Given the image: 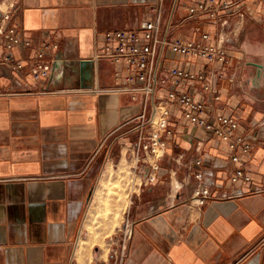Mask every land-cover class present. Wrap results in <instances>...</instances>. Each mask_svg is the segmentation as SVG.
<instances>
[{"label":"crops","instance_id":"0c3cea01","mask_svg":"<svg viewBox=\"0 0 264 264\" xmlns=\"http://www.w3.org/2000/svg\"><path fill=\"white\" fill-rule=\"evenodd\" d=\"M9 0H0L1 8ZM197 0H17L11 23L17 34L41 46L57 42L66 61L61 70L35 81L0 68V264H264V0H245L243 17L228 15L223 31L225 63L185 60L170 53L167 65L202 72L222 71L214 100L202 116L229 115L242 123L252 143L242 155L251 180L233 184L226 166L229 147L173 108V136L160 160L157 179L129 193L112 231L91 234L92 208L102 180L117 157L127 156L133 139L127 120L139 103L115 91L118 66L100 57L105 33L136 28L148 12L160 9L161 27L198 39L215 26L186 20V4ZM12 60L25 69L34 50L15 48ZM0 48V57L2 56ZM94 61V86H81L80 62ZM205 152L203 166L216 168L219 185L203 206L190 205L197 185L188 166ZM241 189L243 194L235 196ZM132 233L120 251L121 230Z\"/></svg>","mask_w":264,"mask_h":264},{"label":"built area","instance_id":"2783aa9c","mask_svg":"<svg viewBox=\"0 0 264 264\" xmlns=\"http://www.w3.org/2000/svg\"><path fill=\"white\" fill-rule=\"evenodd\" d=\"M245 0H197L194 4H186V20H198L199 27L208 22L215 26L214 30L200 29L198 39L183 38L173 34V23L165 30L161 27V11H150L136 28H125L105 33L104 44L100 57H106L118 66L117 85L115 91L128 94L139 103V111L127 124L132 125L133 139L127 148L131 157L135 158L142 174L143 184L154 182L161 169L160 160L167 151V138L173 136L174 120L172 110L183 111L185 119L198 129L201 128L211 137L227 143L229 153L227 160L235 166L229 168V179L233 184H247L251 174L242 155L252 148V143L239 133L242 123L229 115L202 116L196 111L203 110L205 101L195 99V86L187 83L201 81L202 90L217 100V81L222 71L216 67L202 72L186 69L180 64L167 65L170 53H175L185 60L202 58L207 64L225 63L226 50L223 35L229 25L228 15L236 13L243 17L237 7ZM17 0H9L6 8L0 6V68L6 72H14L24 78L31 75L35 81L50 77L61 70L66 64L58 54L57 42L46 39L41 46H36L29 39L17 34L16 27L11 23ZM34 50L26 70L21 60H12L14 49ZM205 152H199L188 166L189 172L197 180V185L190 194V205L203 206L211 197L212 187L218 186L216 168L203 166ZM140 163V164H139ZM241 196L242 190L235 191ZM120 251L126 248V240L132 233V224L126 222Z\"/></svg>","mask_w":264,"mask_h":264},{"label":"rangeland","instance_id":"374dc122","mask_svg":"<svg viewBox=\"0 0 264 264\" xmlns=\"http://www.w3.org/2000/svg\"><path fill=\"white\" fill-rule=\"evenodd\" d=\"M139 166L129 152L122 159L117 157L110 173L102 180L100 191L92 208L91 223L88 225V231L91 234L109 232L115 226H118L115 223H102L99 221L116 220L123 214L130 191L143 183L142 174L137 168ZM121 229L124 230L123 225Z\"/></svg>","mask_w":264,"mask_h":264},{"label":"water","instance_id":"95a60500","mask_svg":"<svg viewBox=\"0 0 264 264\" xmlns=\"http://www.w3.org/2000/svg\"><path fill=\"white\" fill-rule=\"evenodd\" d=\"M81 86L91 88L94 86V61L84 59L80 62Z\"/></svg>","mask_w":264,"mask_h":264}]
</instances>
